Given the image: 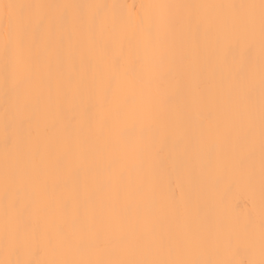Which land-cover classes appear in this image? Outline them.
I'll list each match as a JSON object with an SVG mask.
<instances>
[{"label":"snow or ice","instance_id":"snow-or-ice-1","mask_svg":"<svg viewBox=\"0 0 264 264\" xmlns=\"http://www.w3.org/2000/svg\"><path fill=\"white\" fill-rule=\"evenodd\" d=\"M0 264H264V0H0Z\"/></svg>","mask_w":264,"mask_h":264},{"label":"bare ground","instance_id":"bare-ground-1","mask_svg":"<svg viewBox=\"0 0 264 264\" xmlns=\"http://www.w3.org/2000/svg\"><path fill=\"white\" fill-rule=\"evenodd\" d=\"M79 2H87V0H79ZM102 3H119V4H136L155 2V0H98ZM169 2H185V0H169ZM219 2V0H217ZM241 2V0H236ZM166 171L171 175L173 186L178 173L183 171L182 161L176 155H173L166 162ZM235 180L233 183L232 181ZM228 183H232L230 191L226 193L225 204L220 205L218 197L225 194V188ZM248 189L243 181L232 177H218L211 173H193L191 176H185L183 180V188L176 187V195L179 197L183 194L185 200L197 201L207 200L210 204L222 208L225 212L232 213L234 222L243 221L245 214L251 208L248 200Z\"/></svg>","mask_w":264,"mask_h":264}]
</instances>
